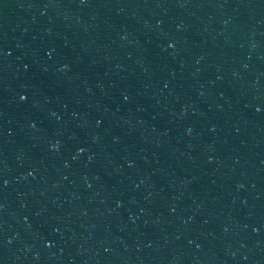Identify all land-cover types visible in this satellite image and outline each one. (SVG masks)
<instances>
[{"label": "water", "instance_id": "obj_1", "mask_svg": "<svg viewBox=\"0 0 264 264\" xmlns=\"http://www.w3.org/2000/svg\"><path fill=\"white\" fill-rule=\"evenodd\" d=\"M0 264H264V0H0Z\"/></svg>", "mask_w": 264, "mask_h": 264}]
</instances>
